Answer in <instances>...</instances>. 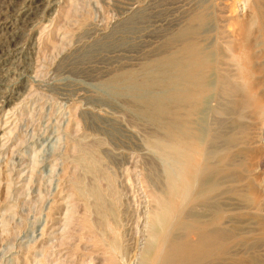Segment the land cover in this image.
I'll return each mask as SVG.
<instances>
[{
	"label": "rangeland",
	"instance_id": "1",
	"mask_svg": "<svg viewBox=\"0 0 264 264\" xmlns=\"http://www.w3.org/2000/svg\"><path fill=\"white\" fill-rule=\"evenodd\" d=\"M0 2L4 4L0 13L12 22L4 27L1 25L4 19H0V37L6 34L3 38L9 41L11 36V44H17L13 46L6 41L0 44V264H97L98 260H104L102 257L109 251L107 247L115 244L120 249L116 248L112 252L117 260V263L114 260V264H139L140 251L145 245L142 246V242H146L148 234L144 223L146 218L143 217L144 213L147 216L148 205H151L148 192L152 189L156 191L160 186L162 188L158 192L166 190V175L172 166L157 152L159 144L150 143L152 134L156 136L153 140L161 135L156 133L159 132L158 128L133 113L129 107V96L114 95L111 89L102 84L114 72L140 69L147 60L156 56L163 49L166 36L183 26L186 15L200 4L209 8L213 17L212 22L201 27L205 32L200 29L202 33L198 39L202 40L200 43L203 46L209 43L208 50H211L207 51L210 53L206 52L209 58L215 52L212 55L215 72L209 75L211 86L214 83L215 87H211H214L211 91L213 93L209 89L201 100L190 126L202 141H209L205 144H212L214 151L228 150L233 157L232 162L235 161L234 173L220 176L221 193L214 200L223 204L220 207L224 213L223 221H226L224 226L232 228L236 234L235 245L231 247L234 262L235 259L239 261L240 258L242 261L255 254L259 259L250 264H264V23L252 25L249 31L251 36L247 34L249 37L246 41V54L252 59L250 84L256 93L259 92L262 115H254L251 107L247 109L237 105L239 111H234L237 107L233 110L227 108L230 102L238 101L237 98L241 96L233 95L235 97L226 99L216 90V74L220 71H225L232 78L236 76L237 81L240 77V80L245 78L240 74L237 76L239 69L235 66L239 62L242 48L239 26L251 14L250 19L259 15L264 20V5H261L264 3L257 0H44L43 5L33 9L37 10L36 14L25 25L22 21L27 18L18 16L19 3L13 4L11 0ZM8 2H12L10 6ZM7 6L17 10L9 14L11 10ZM258 6H261L259 10ZM130 7L134 14L142 7L145 10L149 8L152 15L148 21L136 25V31L134 28L132 32H118L125 19L133 15ZM3 8L8 12L2 11ZM29 12L25 10V13ZM114 29L117 30L114 32ZM111 34L113 37H110ZM97 40L105 42L106 46L103 49L97 47L100 44ZM17 46L18 51H13ZM87 48L93 50L92 54L88 53L81 59L83 52L88 51ZM240 111L242 116L238 113ZM221 124H225V127ZM217 126L222 127L221 133L224 129L221 135L218 134L220 129L217 130ZM161 136L157 139H161ZM210 136L215 137L216 141L220 138L225 140H219L222 143L214 141L216 146L212 141L214 138ZM227 136H233L234 139L229 142ZM80 144L86 147L84 151ZM231 148L234 151L231 152ZM80 156L84 159L81 160ZM90 156L94 163L90 161ZM166 169L168 171L165 172ZM152 174H158V178ZM155 179L160 181L156 180L155 183ZM241 180L243 183L240 185ZM224 183L226 185L222 186ZM148 188L145 193L144 189ZM231 189L243 192L250 189L255 201L248 203L232 193ZM94 191L101 195L98 196ZM146 194L147 198L144 197ZM94 203L96 207L99 205V210L93 208ZM200 207L203 211L204 208ZM96 209L97 213L94 212ZM98 211L103 213L99 212L104 216L103 226ZM83 214L90 219L93 229L80 227L79 231L77 225L81 222H76L83 219ZM88 229L93 234L94 231L98 233V236H92ZM88 235L96 239L98 246L94 247L97 249L92 246L95 241ZM98 238L102 241H97ZM99 242L105 244L101 247ZM91 246L98 256L92 253ZM84 247L90 249L83 250ZM101 248L105 255L102 252L99 254ZM76 254L81 256L77 257Z\"/></svg>",
	"mask_w": 264,
	"mask_h": 264
},
{
	"label": "bare ground",
	"instance_id": "2",
	"mask_svg": "<svg viewBox=\"0 0 264 264\" xmlns=\"http://www.w3.org/2000/svg\"><path fill=\"white\" fill-rule=\"evenodd\" d=\"M11 1L13 2V4L19 3V7L16 6L18 8V10H17V8L16 9L12 8V10H11L10 9L11 7L9 8V6H10V3H12V2H8L9 6H7L6 8L7 9L9 8L8 10H11V12L9 14H11L13 10H17L18 16H21V18L24 17L22 19L27 18L26 20L22 21L26 25V23L29 21V19H32L31 17L35 13V11H37V10H33V9H36V8L40 7L41 5H43L44 0H11ZM257 1H261V3H264V0H257ZM3 3L7 4L6 1H4ZM3 3L0 2V4H2V5H0V8H2L1 6L4 5ZM198 3H199V1H198ZM201 3H203V2H201ZM253 3H255V2L253 1ZM258 3L261 4L260 2H258ZM255 4H257V3H255ZM261 5H264V4H261ZM11 6H12V4H11ZM235 7H236V5H235ZM206 8L207 7H203L202 4H200L197 9L190 11L188 13V15H186L187 19H185L186 21H185L184 25L183 26L181 25L180 28L178 27L179 29L176 30V32H174V33L171 32L170 35L167 34L168 36H166V38H165L163 49L161 51H159L156 56L147 60L142 65V67L140 69H121V70H118V71L114 72L113 74H111L109 76V78H107V80L104 81L102 84V85H105L107 87V89L108 88L111 89L110 91H112L114 93V95L116 94L119 96V95L125 94V95L129 96L128 97L129 102H130L129 107L133 111V113H135L138 117L144 119L146 122H148L151 125H154L158 128V131L160 133L159 132H156V133L158 135L159 134L163 135V136L159 135L162 137L161 138L162 140L157 139L159 136L153 140V137L155 138L156 136H155V134H152L153 136L151 137L150 143L154 144L157 142L159 144V146H157V148H158L157 152H159V154L162 155V158L163 157L166 158L168 163H170V165L172 166L169 171L167 170L168 168L165 170V172L168 171L167 172L168 174L167 175L165 174L167 176L166 177L167 183H166L165 179H163L167 185V186L165 185L167 188L166 187H163V188H166V190L162 191V192H158V190L161 187L160 186V187H158L159 189L156 187V189H158V190H156L157 192L154 191V189H152V191L150 189L151 192H148V194H149L148 196L150 198L151 205H148L149 202L146 200L148 202V203H146V205H148V207L149 206L150 207H149V211L147 210V216L146 217L144 216V215H146V213H144V215H143V217L146 218L145 219L146 222H144V223H146V225H147L146 226L147 228H145V227L144 228L148 229L147 230L148 234H146L147 235L146 242L145 241L142 242V246L144 245V243H145V245L143 246V248L141 246V248H142L141 251L139 250L141 252L140 253L141 254L140 259H138V260H140L138 262L139 264H241L243 262L244 263L248 262V264H250V263H256L257 260L259 259L258 257H256L255 254H251V257L247 256V257H249L248 259H247V257L245 258L247 261H244L245 259L244 260L242 259V261H243L242 262V261H240V258H239V261L238 260L236 261V259H235V262H234V256L231 252V247L235 245L236 234L234 233L232 228H228V227L224 226V222H226V221H223L224 213L220 207V205H223V204L222 203L219 204L218 203L219 200L214 201L217 196H220L219 194L221 193L220 183H219L220 176L222 177V176L231 175L234 173V171L236 169V166H234L235 161L232 162L233 157L231 156V154L228 150L226 152L224 150H223L224 152H222V151L220 152L219 150H218L219 152L214 151L215 149L213 150L211 148L212 144L210 146L205 144V143L209 142L207 140L206 136L204 138H206V140L208 142H204L205 140L201 137L204 140V141H202L199 138V136H197L195 129L190 126V124L194 121V116L198 110V106H199L201 100L203 99V97L205 96L207 91L209 89H211L212 86H214V83L211 86V83H210L211 80H210L209 75H210V73L215 72L214 62H213L214 59L212 60V58L214 57L212 55H214L215 52H212L211 58H209L208 54H207V53H210L207 51L211 50V49L208 50L209 49V43L207 46H203L200 43L202 40L200 41L198 39V36L200 35V33H202V32H200V29H202V31L205 32V30H203L204 26H206L208 23L213 21V19H212L213 17L211 15L212 14L211 10H209V8H207V9ZM257 8H258L257 10H259V8H261V6L260 7L258 6ZM134 9H136V8H134ZM25 10H30V12L27 14V13H25ZM131 10H132V8H131ZM2 11H6V10H4V8H3ZM255 11H256V7H255ZM0 12H1V9H0ZM6 12H8V11H6ZM151 13L149 12V8L147 10H145V9H143V7L140 8V11L136 12V14H134V11H133L131 13L133 15L131 17L129 16L128 19H125L126 20L125 23L123 24V26H120V28H119V25H120L119 24L118 25L119 29L118 30L114 29V32H115V30H117L118 32H123V33L129 32V31L132 32V30H134L135 26L139 25L140 22L142 23V22L148 21V19H150V16L152 15ZM0 14L2 15V13H0ZM9 14H8V18L10 17ZM255 14H256V12H255ZM247 16H249L248 13H247ZM251 16H252V14H251ZM258 16L254 17V19L253 18L250 19V17H246L249 19L244 18V20L241 21L242 22L241 26H239L241 29L238 33H241V35H242V40H241L242 42L240 41L241 42L240 45L242 47L241 51H240L241 56L239 57V60L237 59L239 62H237V64L234 63V65L236 64L235 66H238V69H239V73L237 74V76L240 74V76H242V78H243V76H245V78L240 80V78H241L240 77V78H238L240 81L239 80L237 81L236 80L237 78L235 79L236 76L232 78V77H230V74L227 75V73H225V71H223V72L220 71V72H218L219 74L218 73L216 74V75H218V77L216 78L217 79V81H216L217 85H216V82H215V85L217 86L216 90L218 89V92H220V96L222 94L226 97V99L230 98V96H233V95L241 96L239 98L240 101L237 98V100L239 102L234 101L235 99L232 98L234 102H230L229 106H227V108L230 107L233 110V108H236L237 105L240 107H245V108L251 107L254 110V115L257 114L258 116H260V114L262 115V110H261V103L262 102L258 96L259 92L256 93L255 92L256 90H254V88H252V86L250 84V82H251L250 81V74H251L250 64L252 62L251 61L252 59H251L250 55L248 56L246 54L247 53L246 49H248V47H246L247 46L246 41L248 40L247 38L249 37L248 35L250 34L249 31H250L251 26L254 24L256 26V24L264 23V20L260 19V17H258ZM3 17L0 18L1 20L4 19L1 22V25L6 27L7 25L12 24V22H10V20L8 21L7 19H5L7 16L4 18ZM18 22H19V20H18ZM22 22H21V25H23ZM122 22H124V20ZM19 25L20 24H18V27H19ZM201 27H203V28H201ZM23 28H24V25H23ZM140 29H141V26H140ZM19 30H21V29H19ZM135 31H136V28H135ZM254 32L256 33V31H254ZM113 34H115V33H113ZM113 34H111L110 37H113ZM17 36L19 37L20 35H17ZM239 36H240V34H239ZM250 36H251V34H250ZM3 37H0V44L1 45H2V43H4V41H6L5 38H3ZM14 37H16V36H14ZM18 37H17V39H18ZM11 38L12 37L10 36V39ZM252 38H250V39H252ZM10 39H8L9 41H6V42L7 43L10 42ZM12 41L14 42V40H12ZM99 41L97 40L96 42H99ZM99 43H100L99 46L96 44L97 47H101L103 49L104 46H106L105 42H99ZM248 43H250V42H248ZM10 45L16 46L17 44L16 43L11 44V42H10ZM13 46H11V47H13ZM90 46H91V44H90ZM212 50H214V49L212 48ZM13 51H18V46L16 48H14ZM92 51L93 50L88 49V51H86L85 53L83 52V56H81V59H84V57L87 56L88 53H90L89 55H91ZM248 52H249V50H248ZM13 54H14V52L12 53V55ZM75 57H76V55H75ZM216 69H218V68H216ZM228 73H229V71H228ZM262 75H264V74H262ZM262 78H264V76H262ZM104 88H102V90ZM105 89H104V91H105ZM212 89L209 91L211 92ZM107 93H109V92L107 91ZM211 93H213V92H211ZM208 94H210V93H208ZM111 96H112V94H111ZM235 96H233V97H235ZM239 96H237V97H239ZM262 98H264V97H262ZM222 99H225V98L222 96ZM218 100H220V99H218ZM221 100H220V102H221ZM217 108H218V105H217ZM237 110L239 111L238 107L234 111H237ZM216 111H218V110H216ZM244 111L245 110H243V112ZM220 112L222 113V111H220ZM225 113H226V111H225ZM238 113L241 114L242 112L240 111ZM241 116H242V114H241ZM258 116H256L257 117L256 119H258ZM217 120L221 121L222 119L221 120L217 119ZM225 120H227V119H224V121ZM215 121H216V118H214V122ZM222 125L223 124H221V126ZM224 125H223V127H225ZM257 125H259V124H257ZM232 126H233V124H232ZM241 127H242V125H241ZM241 127H238V128L240 129ZM221 128L219 126L217 129V130L220 129V131H219L220 133H218L220 135L223 133V130H224L223 129L222 133H221ZM242 129L243 128H241V130ZM259 129H260V127H259ZM214 132H216V131H214ZM262 133H264V132H262ZM208 134H210V132H208ZM216 134H217V132L215 133V135ZM232 134H233V132H232ZM246 134L248 135L249 132H247ZM226 135H227V133H226ZM229 135H231V134H229ZM237 135H238V132H237ZM210 137H213V136H210ZM210 137L208 139H211ZM213 138H214V140H212V141L213 142L215 141L217 143L219 140L224 139V138H220V139H218V141H216L215 137H213ZM262 138H264V137H262ZM233 139H234L233 136L228 137L229 142H230V140H233ZM234 141H232V142H234ZM237 141H239V140H236V142ZM242 141H243V139H242ZM219 142H221V141H219ZM217 143H215V145ZM225 145H227V144H225ZM82 146L83 145H81V147ZM90 146H92V144ZM93 146H94V144H93ZM95 146H97V143H95ZM219 147L221 148V145ZM85 148L86 147H84L83 149L81 148L82 151H84ZM222 149H220V150H222ZM226 149H228V148H225V150ZM230 151L231 152L234 151V148L233 149L231 148ZM85 153H86V151H85ZM87 153H88V151H87ZM96 154L97 153L94 154V156H93L94 158H95ZM79 155H81V154H79ZM92 155H93V153H92ZM98 157H100V156H98ZM80 158H81V156H80ZM86 158H87V156H86ZM90 158H92V157L90 156ZM82 159H84V158H81V160ZM101 159H102V157H101ZM90 161H93V158ZM163 161H165V160H163ZM236 162H237V160H236ZM87 163H89V162H87ZM92 163H94V161ZM96 163H98V162H96ZM151 164L153 165L152 162H151ZM151 164L148 163V165L152 166ZM165 165H167V164H165ZM150 166H148V167H150ZM152 167H154V165ZM233 168H234V170H233ZM150 169H151V167H150ZM154 169H156V168H154ZM153 171L155 173V170H153ZM150 172L151 171H149V173ZM156 175L157 176L152 174L153 177L158 178V174H156ZM165 175L163 178H165ZM246 175H248V174H246ZM100 176L104 177L105 175L101 174ZM152 176H150V177H152ZM159 177H161V176H159ZM243 177L241 179H243ZM99 179H101V177ZM159 179H161V178H159ZM159 179H155L154 182L156 180L160 181ZM149 180L151 181V178ZM135 181H136V179H135ZM146 181H148V180H146ZM241 182H242V180L239 181V184ZM77 183L78 182H76V184ZM127 183H129V182H127ZM152 184H153V182H152ZM232 184L230 183V185H232ZM149 185H151V184H149ZM225 185L226 184L224 183V185H222V186H225ZM154 186H156V184ZM88 187H90V186L88 185ZM94 187H96V185ZM94 187H93V189H94ZM253 187H255V185ZM77 188H75V190ZM111 188H113V187H111ZM94 190H96V189H94ZM147 190H149V188L144 189L145 193L147 192ZM98 191H99V189H98ZM232 191H233L232 193L237 195V197L238 196L242 197L244 200L248 201V203L255 201L253 195L251 194L250 189L248 190V192H243L240 189H233ZM94 192H93V194H94ZM111 192H112V190H111ZM95 193L98 196L100 194L99 192H95ZM225 195H227V193ZM115 196H116V194H115ZM144 197L147 198V194ZM96 198H97V196H96ZM223 200H224V198H223ZM106 201H107V199H106ZM92 205L93 206L95 205V207H93L94 209L98 208V210H99V205H98V207H96L95 203ZM106 205H107V203H106ZM200 206H202V208H204L203 211H201L202 209ZM101 207L104 208V206H101ZM198 208H199V210H198ZM107 209H109V207ZM110 209H111V207H110ZM144 209H147V208H144ZM101 211H103V210H101ZM111 211H112V209H111ZM94 212L97 213V209ZM99 212L100 211H98V213ZM100 213H102V212H100ZM100 213L98 214V216H100L102 218L100 224L103 226V223H104L103 217L104 216L103 215L101 216ZM257 215H260V214H257ZM83 216H84V214H83ZM94 216H95V214H94ZM84 217H83V219H80L81 221L78 220L79 216L77 218L78 221L76 223L79 224L81 222V224H79V226L77 225V227H79L78 228L79 231H80V227L93 229V226L91 227V222L89 221L90 219L88 220L87 216H86V218H84ZM96 222H98V221H96ZM93 223H92V225H93ZM97 224H99V222ZM73 228H74V226H73ZM97 228H98V226H97ZM97 228H95V229H97ZM82 229H81V231L84 232ZM101 229H102V227L100 228V230ZM86 231L87 230H85V232ZM89 231H91V230H89ZM89 231H87L88 232L87 234H89ZM98 231H99V229H98ZM105 231H106V229H105ZM109 232H110V230H109ZM143 232H144V229H143ZM94 234H97L96 236H98V233H96L95 231H94ZM94 234L92 232V236ZM76 235H78V234H76ZM100 235H99V238H100ZM92 236L90 237L88 235V237H90L91 239H92ZM143 236H144V233H143ZM237 237H239V236H237ZM70 238H73V237H70ZM79 238L77 240H79ZM99 238L97 241L101 242L102 240H99ZM74 239H75V237H74ZM82 239H83V237H82ZM71 240H73V239H71ZM84 240H86V239L84 238ZM92 240L95 241V244L92 245L94 247L95 245H97L96 239L95 240L92 239ZM103 240H104V237H103ZM111 241H113V239ZM86 242H87V240H86ZM105 242H102L103 244L100 243L99 246L101 245V247H102V245H104ZM262 242H264V241H262ZM87 245H89V244H87ZM106 245H110V244L106 243ZM106 245L104 246L105 248H106ZM115 245H118V244H115ZM115 245H110L109 246L110 248L107 247L109 249V251L106 255L103 254L102 249L104 247L101 248L102 251H99V249H98L99 254L102 252V254L105 255V257L104 256L102 257L104 260H102L98 257V259H100L101 261L98 260L97 264H99L100 262L101 263L104 262V264H114V260H116V259H114L112 252H115L116 248H119V245H118V247ZM92 246H91V251H92V253H94L95 250H92ZM88 247H90V246H88ZM88 247L87 248L84 247L85 249H83V250H87ZM97 248L98 247H96L95 249H97ZM259 250L260 249H258V251ZM70 251L72 252V249ZM130 252H133V251H130ZM77 253H78V250H77ZM138 253H137V255H138ZM73 255H74V253H73ZM96 255L98 256L97 253H96ZM252 255H254V256L252 257ZM79 256H81V255H79ZM79 256L77 255V257H79ZM85 256H87V255L85 254ZM95 256H93V257L95 258ZM134 260H136V259H134ZM86 262H87V260H86ZM91 262H89V263H91ZM115 263H117V260L115 261Z\"/></svg>",
	"mask_w": 264,
	"mask_h": 264
}]
</instances>
